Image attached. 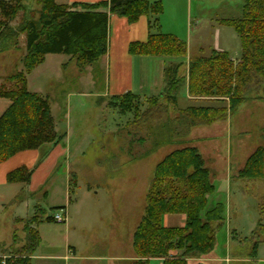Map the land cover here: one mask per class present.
<instances>
[{
    "label": "rangeland",
    "instance_id": "rangeland-1",
    "mask_svg": "<svg viewBox=\"0 0 264 264\" xmlns=\"http://www.w3.org/2000/svg\"><path fill=\"white\" fill-rule=\"evenodd\" d=\"M242 5L243 0H192L194 18L193 28L189 29V57L208 56L213 49L220 48L228 51L232 58L240 56V37L232 27L219 25L217 21L240 17ZM15 6L8 19L0 11V86L12 87L8 78L24 70L29 24L35 22L39 29L43 28L44 8L40 0H20ZM158 17H143L141 24L145 25L148 19L154 22ZM173 17L171 12L166 15V18ZM154 27L157 29V25ZM125 39H120L112 55L111 86L114 83L119 86L126 78H118L115 70L117 51L125 54L123 49L128 36ZM112 41L113 44L116 41L113 35ZM127 57L126 54L120 58L128 69ZM156 57L173 61L171 73L180 77L175 68L180 66L181 69L183 64L176 60L178 57ZM107 62L100 57L92 64L81 65L69 55L49 54L45 63L28 75L29 91L49 99L56 131L68 135L65 143L72 154L55 165L54 153L45 167L33 168L35 179L30 194L27 190L22 192L17 185L0 182V258L3 264L10 258L23 257L19 252L27 243L29 223L25 221L37 211H40V221L34 219L30 226L38 231L40 244L31 264H120L112 260L117 254L128 259L121 264H135L133 236L145 214L154 171L166 156L184 148L186 143L189 144L185 147L199 149L211 172L215 192L208 196V208L218 202L226 207L224 227L216 233V249L207 258L199 259V264H264V233L259 232L258 227L259 223L264 225V180L247 181L238 177L247 159L258 147L264 146V105L259 110L254 105L257 100H248L227 122L192 127L184 135L185 124L176 122L179 114L173 108L167 109L161 101L162 107L154 108L156 101L139 99L136 110L133 108L125 115L112 108L109 105L112 94L106 96L109 87ZM100 97L106 103H100ZM178 100L183 109L215 106L190 100L184 86ZM9 105V100L0 99V117ZM178 126L184 136L176 137ZM159 140L169 141L150 152ZM16 163L0 167V173L13 171L11 168ZM58 165L65 174L58 171ZM68 165L71 166L68 169L71 183H78L71 198L82 197V206L74 208L68 224L47 222L46 218L60 213L62 210L56 209L66 204ZM51 169L55 175L45 188H40ZM60 185L62 194L55 187ZM90 188L92 191L86 195ZM28 197H31L29 206L24 202ZM255 232L259 238L254 236ZM257 241L260 243L255 254L253 247ZM69 247L76 253H71V260H65L70 254Z\"/></svg>",
    "mask_w": 264,
    "mask_h": 264
},
{
    "label": "trees",
    "instance_id": "trees-1",
    "mask_svg": "<svg viewBox=\"0 0 264 264\" xmlns=\"http://www.w3.org/2000/svg\"><path fill=\"white\" fill-rule=\"evenodd\" d=\"M19 1L0 0L4 18L13 15ZM40 3L44 8L43 28L39 29L35 22L29 24L24 70L8 78L12 87L0 86V99L11 101L10 107L0 117V163L20 152L59 145L65 138L56 131L49 99L28 89V75L45 62L47 55L65 54L76 58L81 65L92 64L108 50L109 15L103 10L126 17L130 23L143 15L158 17L164 11L161 0H110L81 4V10L75 9L79 6L77 4L63 6L55 0H40ZM157 22L158 18L150 21V28ZM222 24L232 27L240 37L241 58L234 61L229 53L214 50L209 57L192 60L188 68V84L192 97L226 102V105L179 108L178 93L184 78L171 73V68L166 72V91L159 97L148 99L150 103L156 101L154 108L162 107L161 101L167 109L173 108L179 114L176 122L185 124L187 129L184 134L178 126L176 137L186 135L192 127L226 121L248 100L264 101V0H243L241 16L225 19ZM129 51L132 55L178 58H185L188 54L184 41L164 33H152L145 43H132ZM175 69L178 73L180 66ZM139 99V95L129 92L112 97L109 105L125 115L133 108L136 110L138 106L135 104ZM169 140H159L150 152ZM32 175V169L21 167L10 172L7 181L27 186ZM238 177L247 181L264 180V146L258 147L247 159ZM214 192L211 172L198 148L187 146L166 156L154 171L145 215L133 236L132 246L138 259L135 264H151L153 259L161 260V264H190L192 260L211 255L216 249V233L224 227L226 212L221 202L208 208V196ZM60 209L65 208L56 210ZM168 214L185 215V227H165L163 219ZM34 219L40 221V211L25 221L29 223L26 226L27 243L19 252L23 257L17 260L10 258L5 264H31L40 244L38 231L30 226ZM46 221L54 222L52 216ZM258 227L259 232L264 233V225L259 223ZM254 236L259 238L258 232ZM259 243L254 244L255 254ZM2 261L0 258V264Z\"/></svg>",
    "mask_w": 264,
    "mask_h": 264
},
{
    "label": "crops",
    "instance_id": "crops-1",
    "mask_svg": "<svg viewBox=\"0 0 264 264\" xmlns=\"http://www.w3.org/2000/svg\"><path fill=\"white\" fill-rule=\"evenodd\" d=\"M105 1L109 2L110 0H55V2L58 5H63V6H73L74 4H77L79 6L75 9H78V10L82 9L80 6L81 4H98L100 2H105ZM161 1L163 2L164 11L158 17V22L156 24L157 29L154 27L155 30L153 32L151 31L152 28H150V26H149V23L151 21L150 19H148L147 21L145 20L146 21L145 25L141 24L143 17H149V16L143 15L139 18L138 21H136L134 23H130L126 17H122V16L112 14L109 10H103L109 15L108 50H107V53L102 57V58H106L108 61L107 65H108V74H109V87L107 88V94L108 95H106V96L109 97L111 94H112V97L122 96L126 93L131 92L133 94L139 95L140 100H142V99L148 100L150 98L159 97L166 91V88H167L166 72L170 67H172L173 61L161 60L159 57H156V56L132 55L129 51L130 45L132 43H135V42L145 43L148 41L149 36L152 33H164V34L175 35L180 40L184 41L187 44V49H188L187 57L176 58V60H178L179 63L183 64V67L179 70L180 77L184 78L182 81L181 87L179 89V93H180L182 86H184L185 95L190 100H194V101H198V102H207L209 104L215 105V106H211V107H220V106L226 105V102L212 101V100H208V99H200V98L192 97L189 93L188 68H189L190 61L195 60L199 57H209L211 55L212 51H214V50L215 51H221V52H227V53H229V52L226 51L225 49L220 48V49H213L208 56H199L196 58L189 57V45L188 44L191 41L190 40L191 38L189 39V29L193 28V18H194L193 14H192V0H161ZM75 9H73V10H75ZM168 12L174 13V17L173 18H166V15ZM179 14L181 15L180 22L178 20V18L180 16ZM234 19H236V18H234ZM223 20H225V19L218 20L217 23L219 25H222ZM175 28H179V30H182V32L179 33L178 31H175L176 30ZM123 31H125L124 35H123ZM112 35L114 38L116 37V41L114 42V44L112 41ZM126 36H128L129 39H127L126 47H125V49H123L125 51V54H122V53L117 51L116 58L118 60L116 62V67H115V70L117 72L116 75L118 76V78H120L121 76H124L126 78L123 80L124 83H121L119 86H116L115 83L113 86H111L110 85V78H111V69H112L111 65H112V60H113L112 55L114 53V49H115L116 44L120 41V39L122 37L125 39ZM190 45H191V43H190ZM120 46H122V44ZM126 54L128 56L127 60H126L128 62V69H127V67L125 68L123 66L122 58H120L121 56H124ZM229 55L231 57L230 53H229ZM241 56H242V48H241V55L238 57H235V58L231 57V59L234 61H237L241 58ZM45 61H46V57H45ZM28 88H29V80H28ZM30 92H32V91H30ZM33 93H37V92H33ZM179 93H178V96H179ZM38 94L42 95L41 93H38ZM9 102L11 105V101H9ZM101 102H105L104 98L100 99V103ZM256 102H257L256 104L253 103L255 105V107H257L259 110L262 109L261 106L264 105V102L259 101V100H257ZM10 105L7 107V109L10 107ZM178 105H179V100H178ZM245 105H243V106H245ZM179 108H180V106H179ZM181 109H183V108H181ZM184 109H187V108H184ZM231 117H232V115L229 116L228 119L226 121H223V122L224 123L227 122ZM64 135H65V138L61 144L56 145V146L45 145L38 150H30V151L20 152V153L16 154L15 156H13L12 158H10L9 160H7L6 162L1 163L2 165L0 167L4 168V167H6L7 163H13L15 161V162H17L16 165H13L11 168V170H13V171H15L16 169H18L19 167H22V166H25L28 169H33V168L38 167L40 165L38 168V170H39L42 167H45V165L47 163L48 164L50 163V161L52 159L50 157H52L54 153H55L54 154L55 165L59 164V162L62 158L65 157V159H67L69 157V154H72V149L70 148L68 150L69 147L65 143V139L68 138V135L67 134H64ZM186 144H189V143H186ZM186 144L183 147H185ZM62 145L64 148H59ZM187 146H189V145H187ZM178 149H180V148H178ZM69 168H71L70 165H68L67 170H66L67 175H65L66 176V188H65L66 189V193H65L66 204H64L62 206V208H65V209H63L61 211L62 213L64 212L68 217L67 224L70 221V216L72 219V215L74 213V208L79 209L82 206V203H81L82 197L79 196V197H77V199L74 198L75 200L71 198V193L76 191V189L78 187V183L75 184L74 186H72V183H71L70 177H69L70 172L68 171ZM57 169H58V171L60 170V172H63L65 174V171L62 170V168L60 166L57 167ZM10 172H12V171H10ZM10 172L5 171L3 173H0V182L1 183H5V182L8 183L7 176ZM54 172L55 171H52V169L49 171L48 175L49 174L50 175H49L47 181L43 184H40V188L41 187L45 188L47 186L46 184L50 181V178H51V176H53ZM239 172H240V170H239ZM239 172H238V174H239ZM43 173L44 172H42V174ZM34 179H35V175L31 177V181H30L29 185H27V186H24L23 184H20V183H8V184L15 185V186L17 185V186L21 187L22 192L27 190L26 193L30 194L31 193L30 189L32 187V183H33ZM211 182H212V180H211ZM4 187H6V186H4ZM55 187H56L57 191L59 190L60 194H62L61 185L59 187L58 186H55ZM12 189L13 188H11V190ZM16 189L17 188H14V192H16ZM71 189L73 190V192H71ZM91 191H92L91 188L88 189V191L86 192V195H89ZM46 195H49V193L47 194V192H46ZM29 199H31V197L26 198L24 201L27 204V206H29V203H30ZM163 224L165 227H168V228H183V227H185V224H186V216L183 214H168L164 217ZM69 251H70V254H68L65 257V260H69L71 258L70 257L71 253H73V252L76 253L75 249H72L71 247H69ZM112 260L119 262L120 264L122 262L128 261L127 257L119 256V254L115 255V257H113ZM133 261L137 262L138 259L136 257H134ZM155 261L161 262V260H155V259L151 260V262H155ZM192 262H193V264H199L200 261L192 260Z\"/></svg>",
    "mask_w": 264,
    "mask_h": 264
},
{
    "label": "built area",
    "instance_id": "built-area-1",
    "mask_svg": "<svg viewBox=\"0 0 264 264\" xmlns=\"http://www.w3.org/2000/svg\"><path fill=\"white\" fill-rule=\"evenodd\" d=\"M53 220L54 222H57V223H67L68 217L64 212L63 213L60 212L53 216Z\"/></svg>",
    "mask_w": 264,
    "mask_h": 264
}]
</instances>
